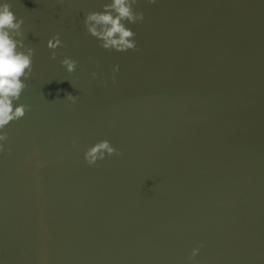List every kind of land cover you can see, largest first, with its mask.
<instances>
[{
    "label": "water",
    "instance_id": "obj_1",
    "mask_svg": "<svg viewBox=\"0 0 264 264\" xmlns=\"http://www.w3.org/2000/svg\"><path fill=\"white\" fill-rule=\"evenodd\" d=\"M103 2L9 0L34 52L0 151V264H264V0H138L124 52L83 26ZM102 139L119 155L87 164Z\"/></svg>",
    "mask_w": 264,
    "mask_h": 264
},
{
    "label": "clouds",
    "instance_id": "obj_2",
    "mask_svg": "<svg viewBox=\"0 0 264 264\" xmlns=\"http://www.w3.org/2000/svg\"><path fill=\"white\" fill-rule=\"evenodd\" d=\"M138 0H105L100 4L99 11H89L83 17V26L87 33L96 38L99 46L105 50L124 52L138 50L135 40V32L127 26L141 22L144 15L135 10ZM155 3L156 0H148ZM23 18H17L11 11L9 0H0V151H7L5 141L7 133L4 128L14 120L25 115L27 106L15 103L19 100L22 91L27 87L25 81L32 73L33 48L25 45L22 30ZM58 46H62L59 34L52 35L46 41V47L51 51L53 59L56 57ZM77 61L70 56H64L60 64L69 74L73 73ZM119 70L118 65L112 68L113 74ZM96 73L93 72L92 76ZM115 82V76H113ZM65 100L75 102L78 96L66 94ZM75 142V141H73ZM119 155V149L115 148L107 139L99 140L88 146L83 153L84 161L93 165L105 156ZM191 249L189 260L195 257L200 247Z\"/></svg>",
    "mask_w": 264,
    "mask_h": 264
}]
</instances>
